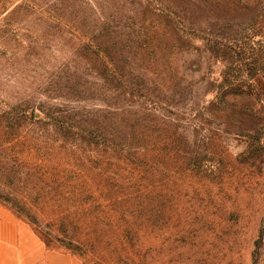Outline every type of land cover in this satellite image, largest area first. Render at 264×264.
<instances>
[{
	"label": "rangeland",
	"instance_id": "374dc122",
	"mask_svg": "<svg viewBox=\"0 0 264 264\" xmlns=\"http://www.w3.org/2000/svg\"><path fill=\"white\" fill-rule=\"evenodd\" d=\"M251 93L264 0H0V208L85 264H264Z\"/></svg>",
	"mask_w": 264,
	"mask_h": 264
},
{
	"label": "crops",
	"instance_id": "0c3cea01",
	"mask_svg": "<svg viewBox=\"0 0 264 264\" xmlns=\"http://www.w3.org/2000/svg\"><path fill=\"white\" fill-rule=\"evenodd\" d=\"M0 264H85L76 254L49 247L27 222L0 208Z\"/></svg>",
	"mask_w": 264,
	"mask_h": 264
},
{
	"label": "trees",
	"instance_id": "16d2710c",
	"mask_svg": "<svg viewBox=\"0 0 264 264\" xmlns=\"http://www.w3.org/2000/svg\"><path fill=\"white\" fill-rule=\"evenodd\" d=\"M254 63L255 64H257V62H255L254 61ZM240 66H242V64H243V62H239L238 63ZM248 64V63H247ZM242 81H245V80H242ZM248 93V92H247ZM246 92H239V93H236L235 94V97H233V102H230V101H226L225 99H224V96L223 95H220L219 97H218V101L216 100V101H214V102H226V103H230V104H234V102H235V105H238L237 107H239L241 110H242V108H243V97L245 96V95H248ZM252 94V96H253V99H254V101H255V103H257V105L259 104V106H261V107H264V94L263 93H256V94H253V93H251ZM245 98V97H244ZM229 104V105H230ZM254 109H256V107H254ZM89 132H91L92 134H93V132L92 131H89ZM97 132V131H96ZM96 132H94V134H95V136L97 137V138H99V134H96Z\"/></svg>",
	"mask_w": 264,
	"mask_h": 264
}]
</instances>
